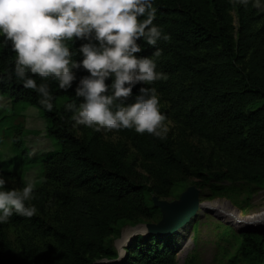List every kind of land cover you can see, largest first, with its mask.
Listing matches in <instances>:
<instances>
[{
	"label": "trees",
	"instance_id": "trees-1",
	"mask_svg": "<svg viewBox=\"0 0 264 264\" xmlns=\"http://www.w3.org/2000/svg\"><path fill=\"white\" fill-rule=\"evenodd\" d=\"M153 6L157 9L154 24L170 39L160 40L153 47L141 38L137 43L142 51L136 55L154 59L157 71L167 74L166 81L155 84L166 87L171 94L182 131L189 130L209 144L225 170L207 177L198 149L186 140L174 147L167 139L141 135L134 129L119 133L131 140L143 159L166 170L179 171L203 182L239 177L263 187L264 11L255 14L256 7L240 5L234 33L230 0H153ZM257 22H261L259 27ZM86 42H68L74 60L83 59L77 50ZM157 49L160 55L154 56ZM15 55L11 42L0 33V97L6 96L14 108L21 103L38 108L46 119L47 135L57 144L55 150L43 157V180L35 187V198L26 202L34 205L37 213L31 218L13 215L6 223L43 236L52 235L54 251L45 254L34 241H22L21 259L25 264H175L174 233L137 234L124 247L123 256L115 261L119 254L110 237L119 232L124 221L134 218L131 206L140 203L145 190L155 192L154 195L160 190L135 181L124 165L121 149L98 134L81 139L72 132L68 118L73 112L66 111L64 106L83 101L76 97V87L60 90L58 82L35 77L38 84H49L54 97L53 111L45 110L39 104L38 94L16 80ZM74 72L77 85L89 75L83 68ZM106 83L110 86L112 78ZM142 86L133 88L127 103L135 101ZM62 94L65 101L58 107ZM10 140L15 154L23 156L26 148L19 124L14 125ZM159 177L164 180L163 174ZM7 188L16 189L9 185ZM51 205L55 209L49 212ZM151 209L156 214L150 212L145 216L155 214L157 222L160 210L153 206ZM244 237L247 246L242 249L247 250L246 258L251 261L254 256L249 249L262 252L264 234L247 232ZM0 264H17L15 251L8 245L0 246Z\"/></svg>",
	"mask_w": 264,
	"mask_h": 264
},
{
	"label": "clouds",
	"instance_id": "clouds-1",
	"mask_svg": "<svg viewBox=\"0 0 264 264\" xmlns=\"http://www.w3.org/2000/svg\"><path fill=\"white\" fill-rule=\"evenodd\" d=\"M237 2L247 6L249 0ZM253 7L264 11L260 0H254ZM156 12L153 0H0V33L16 54V80L38 94L45 110L53 111L54 97L49 84H38L35 77L56 81L60 90L67 91L77 79L74 70L83 68L89 75L75 89L83 101L64 106L73 112L76 125L96 132L134 129L165 139L167 117L152 85L168 76L157 71L154 59L136 55L142 51L137 43L141 38L153 47L170 39L154 24ZM75 40L88 41L77 50L83 57L79 61L68 46ZM153 55L159 56L160 51ZM138 84L144 86L135 101L127 103ZM7 183L0 175V224L13 215L33 217L37 209L26 202L35 198V182L19 190L8 189Z\"/></svg>",
	"mask_w": 264,
	"mask_h": 264
},
{
	"label": "rangeland",
	"instance_id": "rangeland-1",
	"mask_svg": "<svg viewBox=\"0 0 264 264\" xmlns=\"http://www.w3.org/2000/svg\"><path fill=\"white\" fill-rule=\"evenodd\" d=\"M230 3L234 33H236L237 8L242 4L237 0H230ZM253 3L254 0H249L248 5L253 7ZM258 12H261V9L255 8V14ZM260 25L261 22L256 23V27ZM72 87H77L76 81L73 82ZM152 87L157 89L160 110L167 117L169 131L165 139L174 147L182 144L184 142L182 140L193 144L199 151L207 177L223 172L225 166L210 145L189 130L182 131L176 120L172 96L168 89L158 83ZM64 101L65 95L62 94L57 100V106L60 107ZM72 116L73 113L68 118V123L76 136L87 139L93 134H98L113 147L121 149L128 173L137 183L145 187L157 186L160 193L156 195L159 198L176 199L182 190L191 184H196L201 189L196 215L173 234L177 246L175 264H264V248L262 252H258L257 248L249 249L254 256L251 261L246 258L247 250L242 249L243 246H247L245 233L264 234V219L259 223L252 222L255 216L264 213V186H257L239 177L224 180L212 178L203 182L179 171L166 170L157 163L143 159L128 137L115 131L96 132L82 125H76ZM15 124H19L23 131L26 152L21 157L15 154L11 146L10 135ZM46 124V119L38 108L24 103L14 108L6 96L0 97V154L3 170L0 175L8 182L7 185L19 190L29 181H34L36 186L41 184L43 180L41 161L48 152L57 148L55 140L46 133ZM161 174L164 175V180L159 177ZM154 194L155 192L145 190L139 200L140 203L131 206L134 209V218L124 221L119 232L110 237V242L118 254H124L125 242H129L134 234L139 232V225L155 222L154 220L157 219L156 212L151 209L152 206L155 207L152 203ZM48 209L52 212L55 208L51 205ZM150 212L155 213L153 217L145 216ZM240 217L246 221L238 220ZM27 240L34 241L45 254H52L54 251L52 235L43 236L26 227L6 223L0 227V246L5 244L15 251L17 264H25L21 259L19 243Z\"/></svg>",
	"mask_w": 264,
	"mask_h": 264
},
{
	"label": "water",
	"instance_id": "water-1",
	"mask_svg": "<svg viewBox=\"0 0 264 264\" xmlns=\"http://www.w3.org/2000/svg\"><path fill=\"white\" fill-rule=\"evenodd\" d=\"M201 189L196 184L187 186L179 197L173 200H166L152 195V203L160 210L161 217L157 222H147L143 226L144 232L134 234L167 236L178 231L193 218L200 204ZM131 240V239H130ZM130 242V241H129ZM125 242V246L129 244ZM123 249V248H122ZM125 252V249H123ZM122 253L118 255L117 261Z\"/></svg>",
	"mask_w": 264,
	"mask_h": 264
},
{
	"label": "bare ground",
	"instance_id": "bare-ground-1",
	"mask_svg": "<svg viewBox=\"0 0 264 264\" xmlns=\"http://www.w3.org/2000/svg\"><path fill=\"white\" fill-rule=\"evenodd\" d=\"M192 219V218H191ZM264 219V213L263 214H259L258 216H255V218L252 219L253 223H259L260 220ZM238 220H242V221H246V219H244L243 217L238 218ZM145 228L143 225H139V232H144Z\"/></svg>",
	"mask_w": 264,
	"mask_h": 264
}]
</instances>
